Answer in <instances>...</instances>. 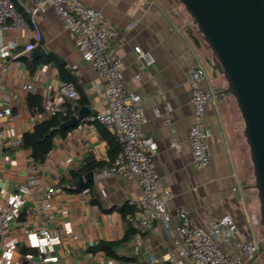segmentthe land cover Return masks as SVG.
<instances>
[{"label":"crops","instance_id":"0c3cea01","mask_svg":"<svg viewBox=\"0 0 264 264\" xmlns=\"http://www.w3.org/2000/svg\"><path fill=\"white\" fill-rule=\"evenodd\" d=\"M78 1L118 26L119 37L113 47L120 50L128 92L141 98L146 117L143 132L158 145L155 165L162 184L173 194L169 201L173 219L169 231L155 224L147 233H139L133 226L135 210L130 206L131 201L141 196L139 184L120 177L98 178V173L113 162L109 151L118 143L115 135L101 124H96L91 131L73 129L66 136L55 139L39 171L41 189L55 188L62 193L55 199L54 209L47 213L40 211L28 220L32 228H49L55 237L61 238L54 253L58 262L48 264H108L111 257L94 251L101 243L116 244L114 259L122 264H167V257L177 250V243L182 240L177 233L178 210L187 212L193 225L203 229H209L212 222L225 215L232 216L236 234L230 243L220 242L230 256L240 257V246L245 242L257 243L261 248L264 231L260 224V202L254 186L247 183L244 170V122L235 98L222 93L228 87L224 77L219 74L214 77L206 63L212 58L210 49L202 40L201 46H196L190 38L191 31L198 38L202 37L185 8L175 0ZM16 2L30 21L28 11L32 0ZM36 21L43 36L40 46L47 56L36 61V65L26 62V81L40 82L38 92L32 95L44 100L50 86L66 83L60 76L59 63L77 66L78 69L68 71L71 83L87 102L83 108H89L90 114L103 111L107 105L105 86L91 65L82 59L74 36L57 13L49 9L37 16ZM26 43L21 42L19 33L0 31V45L22 50ZM136 48L150 53L154 64L150 67L141 64L135 54ZM192 65L205 70V89L213 96L206 113V123L212 131L211 162L204 169L194 166L189 141L194 109L187 71ZM44 66H48V72L42 77L40 70ZM29 96L14 75L6 78L3 100L11 98L13 117L4 126L0 189L5 188L9 193L30 180L28 165L32 152L17 145L25 133L34 129L29 118L39 110L30 108ZM176 144L179 149L173 148ZM6 156L16 165L8 163ZM89 162L103 166L93 171L95 178L90 189L74 192L79 185L72 173ZM26 219L24 210L20 221L12 227L20 244L24 243L22 221ZM67 224L77 239L64 236ZM245 264H264V251Z\"/></svg>","mask_w":264,"mask_h":264},{"label":"built area","instance_id":"2783aa9c","mask_svg":"<svg viewBox=\"0 0 264 264\" xmlns=\"http://www.w3.org/2000/svg\"><path fill=\"white\" fill-rule=\"evenodd\" d=\"M32 2L28 21L18 11L13 0H0V31L19 33L21 42H27L22 50H14L11 45H0V151L5 140V123L13 117L11 98L3 100L6 78L14 75L22 83L23 91L27 94L38 92L39 80L26 81L28 67L22 58L29 57L42 42L43 36L36 21L37 16L53 9L65 28L74 36L76 49L82 59L91 65L105 86L106 108L86 116L76 127L78 132H84L93 130L96 124H101L113 133L118 141L119 153L108 168L98 173V178L120 177L139 184L141 196L130 202V206L135 210L133 226L139 233H147L155 224L162 226L166 231L171 230L173 215L169 210V201L173 194L162 184L155 165L158 145L152 137L143 132L146 117L141 98L130 94L125 86L120 50L113 47L119 37L118 26L78 0ZM133 26L132 24L131 27ZM135 54L137 60L145 67H150L155 62L150 53L143 52L140 48L135 49ZM66 69L76 70L78 67L66 65ZM47 72L48 66H44L40 75L45 77ZM187 79L194 109V123L189 134L193 164L204 169L211 162L209 141L212 131L207 126L206 113L213 96L205 89L206 73L202 67L190 66ZM80 99V93L72 83L52 85L48 88L42 108L32 113L29 121L35 127L45 120L66 115L65 104L75 105ZM156 114H160L159 110H156ZM179 147L178 144L173 146L175 149ZM5 160L12 166L16 165L7 156ZM44 164L36 163L31 157L28 165L29 183L19 186L13 193L7 192L5 188L0 189V264L58 262L54 253L55 247L62 242L61 238L55 237L49 228H32L28 221L40 211L47 213L54 209L55 199L62 193L60 189L55 188L41 189L39 171ZM24 210L27 219L22 221L24 243L20 244L12 232V227L20 221ZM176 216L179 220L177 233L182 240L177 243V250L167 257V264H245L254 261L260 254V246L251 242L240 246V257L230 256L222 249L220 242L230 243L237 230L230 215L215 220L209 229L194 226L188 213L183 210H178ZM64 236L78 238L68 224L64 228ZM108 264L122 263L109 259Z\"/></svg>","mask_w":264,"mask_h":264},{"label":"water","instance_id":"95a60500","mask_svg":"<svg viewBox=\"0 0 264 264\" xmlns=\"http://www.w3.org/2000/svg\"><path fill=\"white\" fill-rule=\"evenodd\" d=\"M192 18L201 39L189 33L198 47L201 40L212 58L206 63L213 75L223 76L227 89L222 93L235 98L244 122V138L249 147L255 179L254 189L260 202V224L264 231V0H175ZM47 56L44 47H37L30 57ZM82 108L78 116L60 126V131L76 129L79 116L90 115ZM95 173L78 182L79 187L92 185Z\"/></svg>","mask_w":264,"mask_h":264},{"label":"trees","instance_id":"16d2710c","mask_svg":"<svg viewBox=\"0 0 264 264\" xmlns=\"http://www.w3.org/2000/svg\"><path fill=\"white\" fill-rule=\"evenodd\" d=\"M16 4V7L20 13L26 18V15L22 12L21 9L18 8V4L16 0H13ZM50 59L53 57L49 56ZM22 60L25 62H30L31 65H36V60H33L30 56L23 57ZM60 69V76L62 80L66 83H71L70 72L66 69L65 64H58ZM87 103L86 100L82 97L78 101V105H73L70 103L65 104L66 115H59L53 117L49 120H45L41 123L35 125L34 129L31 132L25 133L22 137V140L19 144V147L22 149L30 150L32 152L31 157L38 164H44L53 149L54 141L56 138L60 136H66L71 130L68 131H60V126L65 122L69 121L73 116H78L79 111L84 107V104ZM43 105V100L37 95L30 94L29 96V106L31 109H41ZM86 116H79V122H82ZM112 142H110L111 144ZM120 146L118 143H115L110 148V158L111 161L119 153ZM102 164H96L95 162L87 163L82 169L79 171L73 172V179L75 183L78 184V180L83 176H86L88 173L93 172L99 168H101ZM92 185H85L84 187H77L74 192L81 193L87 189H90ZM133 231V230H131ZM116 244L114 243H101L97 247H95L94 251H102L107 254V256L114 259L116 257L115 254ZM261 251L263 247L260 248ZM25 253L24 250H22Z\"/></svg>","mask_w":264,"mask_h":264},{"label":"rangeland","instance_id":"374dc122","mask_svg":"<svg viewBox=\"0 0 264 264\" xmlns=\"http://www.w3.org/2000/svg\"><path fill=\"white\" fill-rule=\"evenodd\" d=\"M244 128H245V126H244ZM243 142L245 144L244 145L243 159H244V170H245L246 175H247V180L246 181H247L248 184L254 186L255 179H254V176H253V166H252V163H251V160H250L249 147L247 146V144L245 142V139H243ZM262 247L264 249V232H263Z\"/></svg>","mask_w":264,"mask_h":264}]
</instances>
